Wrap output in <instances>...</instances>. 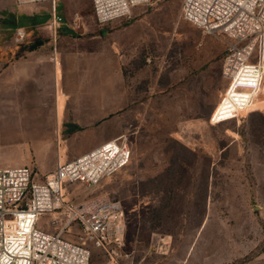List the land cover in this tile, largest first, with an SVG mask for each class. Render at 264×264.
Listing matches in <instances>:
<instances>
[{
  "label": "rangeland",
  "instance_id": "1",
  "mask_svg": "<svg viewBox=\"0 0 264 264\" xmlns=\"http://www.w3.org/2000/svg\"><path fill=\"white\" fill-rule=\"evenodd\" d=\"M30 5L0 0L2 62L11 47L18 59L42 44L27 36L17 41ZM182 5H142L103 27L91 8L68 32L57 27L56 41L50 26L58 56L62 44L67 52L69 80L80 70L76 78L86 84L71 95L64 115L57 108L58 122L52 97L54 121L39 131L23 134L20 124L4 123V111H18L20 103L0 90V168L29 167L34 181L43 182L59 159H72L73 143L90 135L124 137L129 144L132 158L120 173L93 190L80 184L66 190L75 204L103 195L124 208L125 233L114 257L93 248L76 227L62 235L84 239L91 264H264V89L246 109L223 101L228 40L184 20ZM87 89L91 100L107 101L100 123L73 122V105ZM235 112L242 116L230 120ZM212 116L222 123L211 124ZM56 218L45 215L40 227L58 233Z\"/></svg>",
  "mask_w": 264,
  "mask_h": 264
},
{
  "label": "built area",
  "instance_id": "2",
  "mask_svg": "<svg viewBox=\"0 0 264 264\" xmlns=\"http://www.w3.org/2000/svg\"><path fill=\"white\" fill-rule=\"evenodd\" d=\"M21 4L57 0H17ZM98 25L132 16L134 9L162 0H91ZM184 20L208 35H222L228 45L222 76L228 86L225 97L250 107L264 89V0H183ZM58 24L52 19L56 41ZM25 38L17 32V41ZM56 60V56L52 61ZM242 115L235 112L230 120ZM211 124L221 119L211 117ZM132 151L124 137L106 141L70 161H58L53 173L35 182L29 167L0 168V264H91L92 252L81 242L62 235L75 227L93 248L116 256L125 233V211L121 202L94 195L80 203L67 198L66 190L80 184L96 189L103 181L124 170ZM54 213L58 233L40 228L45 215Z\"/></svg>",
  "mask_w": 264,
  "mask_h": 264
},
{
  "label": "crops",
  "instance_id": "3",
  "mask_svg": "<svg viewBox=\"0 0 264 264\" xmlns=\"http://www.w3.org/2000/svg\"><path fill=\"white\" fill-rule=\"evenodd\" d=\"M86 1L57 0L54 9L48 2L30 3V13L27 15L29 23L26 28L20 30L24 31L29 42L32 40L40 41L41 46L26 51L18 59H16L12 47L3 53V62L0 60V69L3 70V85L0 84V90L3 88L5 92L12 93L20 103L18 111H4V123L20 124L21 127L18 129L20 133L29 134L33 130L39 131L40 125L53 123L55 114L53 113L52 97H54L56 111L58 108L61 110V116L64 115L65 111L68 110L67 105L72 98L71 95L77 92L79 86L86 84L84 77L76 78L78 75L84 74L80 70L72 72L74 80L71 83L65 68L67 52L61 43L58 56V48L52 42L50 31L53 17L61 32H68L73 29L78 18L88 13L91 8L93 10L91 4L86 5ZM66 40L68 39L66 38ZM54 56H56V60L52 61ZM55 64H57V69H55ZM89 90L86 99L83 97L82 102L73 105L74 110H71V113L75 117L74 123H100L107 117L108 104L106 99L104 101L101 99L91 100ZM56 91L59 93L57 96ZM53 92L54 96L52 95ZM82 107L87 108L79 111V108ZM56 113L58 122V111ZM9 129L11 130L12 127L9 126ZM108 140H111L108 135L102 136L99 133L90 135L78 143H73L72 147L70 145L72 148L71 160L97 148Z\"/></svg>",
  "mask_w": 264,
  "mask_h": 264
},
{
  "label": "trees",
  "instance_id": "4",
  "mask_svg": "<svg viewBox=\"0 0 264 264\" xmlns=\"http://www.w3.org/2000/svg\"><path fill=\"white\" fill-rule=\"evenodd\" d=\"M36 46H37L36 44H35V45H33V46H32V48H31V50H33V49H34Z\"/></svg>",
  "mask_w": 264,
  "mask_h": 264
}]
</instances>
